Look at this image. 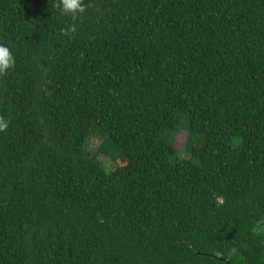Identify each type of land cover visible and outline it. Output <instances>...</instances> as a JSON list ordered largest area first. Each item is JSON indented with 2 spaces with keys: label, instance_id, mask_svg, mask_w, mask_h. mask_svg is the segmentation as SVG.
Masks as SVG:
<instances>
[{
  "label": "trees",
  "instance_id": "16d2710c",
  "mask_svg": "<svg viewBox=\"0 0 264 264\" xmlns=\"http://www.w3.org/2000/svg\"><path fill=\"white\" fill-rule=\"evenodd\" d=\"M54 2L0 0V264H264V0Z\"/></svg>",
  "mask_w": 264,
  "mask_h": 264
},
{
  "label": "clouds",
  "instance_id": "9594fccd",
  "mask_svg": "<svg viewBox=\"0 0 264 264\" xmlns=\"http://www.w3.org/2000/svg\"><path fill=\"white\" fill-rule=\"evenodd\" d=\"M53 7L60 11L62 16L70 17L72 23L66 28L61 29V34L68 37L69 40L74 38L77 32L76 21L85 13L87 5L84 0H55ZM16 58L9 47L0 43V76H6L8 72L15 68ZM10 121L0 116V132L6 131ZM218 203H223V200H218ZM254 234L264 233V221L258 222L252 228Z\"/></svg>",
  "mask_w": 264,
  "mask_h": 264
},
{
  "label": "rangeland",
  "instance_id": "374dc122",
  "mask_svg": "<svg viewBox=\"0 0 264 264\" xmlns=\"http://www.w3.org/2000/svg\"><path fill=\"white\" fill-rule=\"evenodd\" d=\"M183 138V137H182ZM99 142L97 141V140H94V142H93V144H92V147H95V146H97V144H98ZM123 162H121L120 161V163H118V165L119 164H122ZM123 165V164H122Z\"/></svg>",
  "mask_w": 264,
  "mask_h": 264
}]
</instances>
